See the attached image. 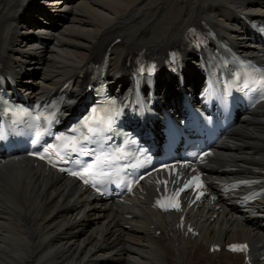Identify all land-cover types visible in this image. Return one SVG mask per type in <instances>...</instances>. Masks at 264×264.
Masks as SVG:
<instances>
[{
    "label": "bare ground",
    "instance_id": "1",
    "mask_svg": "<svg viewBox=\"0 0 264 264\" xmlns=\"http://www.w3.org/2000/svg\"><path fill=\"white\" fill-rule=\"evenodd\" d=\"M43 3L0 0V68L29 98L44 97L73 79L68 115H73L75 101L84 98L85 69L107 53L110 81L126 87L136 53L145 50L164 59L173 47L184 46L189 58L186 89L191 93L199 86L192 64L200 63L184 45L189 28L205 21L242 52L256 54L241 16L264 20V0ZM35 63L44 67L40 76L32 71ZM30 76L35 81L29 90L23 80ZM173 77L161 75L157 86L167 101L178 97ZM226 166L236 168L238 177L264 171V103L227 134L209 166L211 179L223 176L219 171ZM142 190L123 203H108L42 164L25 157L6 161L0 165V264H244V255L225 251L234 242L250 243L254 263L264 264V231L259 226L264 203L251 211L252 220L216 194L213 203L206 200L186 211V222L200 233L193 238L185 236L188 228L178 229L180 214L159 213L152 188L143 185ZM214 246L222 251L212 253Z\"/></svg>",
    "mask_w": 264,
    "mask_h": 264
},
{
    "label": "rangeland",
    "instance_id": "2",
    "mask_svg": "<svg viewBox=\"0 0 264 264\" xmlns=\"http://www.w3.org/2000/svg\"><path fill=\"white\" fill-rule=\"evenodd\" d=\"M44 3L43 4H45V5H47L49 2H50V4L53 2V0H42ZM60 5H55V6H52V7H59ZM47 7V6H46ZM46 7H44V9L46 8ZM49 8V7H48ZM40 9V8H39ZM43 9V10H44ZM50 9V8H49ZM199 10V9H198ZM53 15H54V17H56V16H58L59 14V11L57 10V13L55 14L52 10H49ZM66 13H68V10L67 11H65V12H62L61 14H66ZM45 17H47V14L45 15ZM42 34H38V36H41ZM18 54H16L15 56H17ZM15 56H14V58H15ZM31 56H34V54H32ZM30 56V58H32ZM23 57V56H22ZM27 57H29V55H27ZM23 58H25V57H23ZM31 60H33V61H35L34 59H31ZM30 60V61H31ZM19 61H22V59H20ZM32 68L34 69V70H32V71H34V74H35V76H40V74L42 73V71H43V68L44 67H42V68H39L38 67V65H37V63H35V64H33L32 65ZM26 84L27 83H29V85H30V87H28V89L30 90V89H33V88H31V87H33L31 84H33L34 83V78L32 77V76H30V77H28V78H26L25 80H23ZM28 90V91H29ZM115 260H117L116 258H114Z\"/></svg>",
    "mask_w": 264,
    "mask_h": 264
},
{
    "label": "snow or ice",
    "instance_id": "3",
    "mask_svg": "<svg viewBox=\"0 0 264 264\" xmlns=\"http://www.w3.org/2000/svg\"><path fill=\"white\" fill-rule=\"evenodd\" d=\"M93 112L95 113L96 112V110L95 109H93ZM90 119H92L95 123H96V125L98 126L97 128H92V127H88V131L89 132H95V131H98V130H100V127L101 126H103V125H105V124H107V126H111V123H112V117L111 116H107V117H105V116H103V115H99V116H93V117H91ZM85 127H87V125H85ZM41 158H43V157H41ZM73 175H76V173H72ZM232 248L234 249V250H243L244 248H246V245H233L232 246Z\"/></svg>",
    "mask_w": 264,
    "mask_h": 264
}]
</instances>
